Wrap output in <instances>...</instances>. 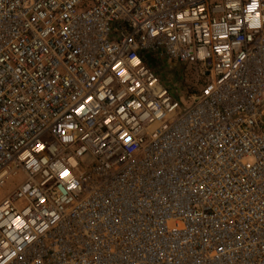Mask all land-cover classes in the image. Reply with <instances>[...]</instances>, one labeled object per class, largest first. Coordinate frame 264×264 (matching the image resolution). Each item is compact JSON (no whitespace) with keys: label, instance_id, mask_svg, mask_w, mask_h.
Returning <instances> with one entry per match:
<instances>
[{"label":"built area","instance_id":"2783aa9c","mask_svg":"<svg viewBox=\"0 0 264 264\" xmlns=\"http://www.w3.org/2000/svg\"><path fill=\"white\" fill-rule=\"evenodd\" d=\"M19 175L0 264H264V0H0Z\"/></svg>","mask_w":264,"mask_h":264},{"label":"rangeland","instance_id":"374dc122","mask_svg":"<svg viewBox=\"0 0 264 264\" xmlns=\"http://www.w3.org/2000/svg\"><path fill=\"white\" fill-rule=\"evenodd\" d=\"M147 58L149 64L155 68L164 81H167L172 90L179 91L187 88L189 92H191L198 88L199 77L196 73L197 67L184 66L176 62L158 59L152 54H148ZM177 96H179L180 99L184 98L181 94ZM4 196L5 193L1 192L0 199Z\"/></svg>","mask_w":264,"mask_h":264},{"label":"bare ground","instance_id":"6f19581e","mask_svg":"<svg viewBox=\"0 0 264 264\" xmlns=\"http://www.w3.org/2000/svg\"><path fill=\"white\" fill-rule=\"evenodd\" d=\"M21 179H22V176H17L13 182L12 181H9V183L7 184V186L5 187V189L2 191L5 193V195L12 189V188H15L16 187V184L18 182H21ZM4 198V197H3ZM1 198L0 201L3 199Z\"/></svg>","mask_w":264,"mask_h":264}]
</instances>
